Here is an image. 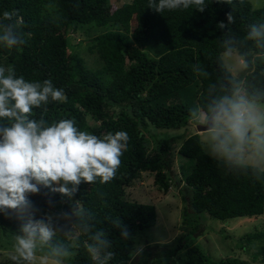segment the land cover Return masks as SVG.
Masks as SVG:
<instances>
[{"label":"trees","instance_id":"1","mask_svg":"<svg viewBox=\"0 0 264 264\" xmlns=\"http://www.w3.org/2000/svg\"><path fill=\"white\" fill-rule=\"evenodd\" d=\"M205 5L203 12L192 6L159 13L149 8V0L125 1L115 9L110 0H0V18L5 11L15 12L13 22L25 41L12 49L0 46V67L11 66L17 78L28 82L50 79L65 93L64 101L34 108L33 118L49 123L73 119L79 130L101 138L117 131L129 137L109 182H82L72 197L43 188L29 195L39 209L36 219L64 209L69 224L52 220L56 235L50 245L66 248L70 264H95L87 246L99 230L111 241L108 251L115 253L108 264H130L133 256L144 264H249L236 256L215 260L193 238L200 236L205 218L263 215L264 175L257 179L251 169H229L210 158L200 132L190 131L188 116L190 108L206 111L235 85L264 94V40L247 39L253 24L264 23V6L252 9L247 0H205ZM220 22L227 27L219 28ZM229 47L248 65L237 78L222 61ZM87 54L93 56L92 65ZM151 129L182 132L166 139ZM144 173L154 175L164 194L176 186L182 201L180 224L185 227L171 243L152 249L145 244L132 256L137 235L157 221L153 205L126 198V189ZM117 219L128 232L126 238L113 223ZM19 225L13 210L0 213L3 236L14 238ZM235 243L252 262L264 264V231ZM1 257L6 256L0 251V264H14L9 256Z\"/></svg>","mask_w":264,"mask_h":264},{"label":"clouds","instance_id":"2","mask_svg":"<svg viewBox=\"0 0 264 264\" xmlns=\"http://www.w3.org/2000/svg\"><path fill=\"white\" fill-rule=\"evenodd\" d=\"M222 2V0H218ZM194 6L203 12L205 0H149V8L188 9ZM15 12L5 11L0 18V46L12 49L25 41L18 34ZM228 23L233 22L231 13ZM224 29L227 24L217 25ZM247 39L264 40V23L253 24ZM227 43H230L227 42ZM232 49L225 50L230 56ZM241 67L247 68L241 61ZM65 93L55 88L50 79L28 82L17 78L11 66L0 67V213L13 210L20 221L9 258L14 264H64L71 253L63 246H51L56 235L52 218L36 219L39 211L29 199L41 189L72 197L82 183L97 178L107 183L115 177L120 157L127 147V132H109L102 138L79 130L73 119L49 123L43 117L33 118V109L49 101H64ZM264 94L248 93L235 85L230 94L214 99L207 110L189 109V123L203 133L201 144L208 156L223 162L229 169L248 168L259 179L264 175ZM51 203V202H49ZM125 238L128 232L119 219ZM94 243L87 251L95 264H108L115 256L108 251L111 241L103 230L91 237ZM48 251L38 255L45 247Z\"/></svg>","mask_w":264,"mask_h":264},{"label":"rangeland","instance_id":"3","mask_svg":"<svg viewBox=\"0 0 264 264\" xmlns=\"http://www.w3.org/2000/svg\"><path fill=\"white\" fill-rule=\"evenodd\" d=\"M113 4L112 9L116 6H120L122 3L129 2L131 0H110ZM252 9H259L264 6V0H247ZM80 38H76L75 43L79 41ZM74 44V43H73ZM80 51L81 49H76ZM82 52V50H81ZM82 56H84L82 52ZM86 61L92 65L93 56L87 54L85 56ZM222 61L226 69L235 77H240L244 75L245 68L241 67V61H243L236 52H232L230 56L222 55ZM191 132H195L197 127L194 123H191ZM151 131L160 138H170L175 134H180V132L172 131H161L153 130ZM200 140L203 133L200 131ZM173 159L175 170L177 171V176L179 175V167L181 160L177 155V146L174 147ZM206 152V151H205ZM126 198L132 201H137L138 203L153 205L157 212V221L153 228L149 231L143 232L142 235L138 234V243L135 245L133 250V255L138 253V248H143L147 244L151 249L155 245H165L171 243L181 232V228L185 227L180 224L182 201L180 196H178V189L175 185H172L171 189L167 194H164L160 190L158 184L154 182V175L150 173H144L141 178L134 182L132 187L126 189ZM52 220L58 221L60 224H69L66 213L63 210H53L49 213ZM201 220V232L200 236L194 239L195 245L201 249L206 255L211 256L215 260L224 259L229 256H236L241 258L249 264H257L260 262H252L248 255H244L242 251H237L235 240L238 241L243 238L246 234H251L256 231H264V214L258 217L252 218H235L228 221H219L212 218H205ZM182 232H185L184 230ZM0 251L3 256L1 258H7L12 252V246L14 244V238L10 235H4L0 231ZM138 249V250H137ZM136 250V251H135ZM48 251L46 246L38 255H42ZM64 260V264H70L68 259ZM130 264H144L142 261H137V257L133 256ZM148 264H153L151 261Z\"/></svg>","mask_w":264,"mask_h":264},{"label":"water","instance_id":"4","mask_svg":"<svg viewBox=\"0 0 264 264\" xmlns=\"http://www.w3.org/2000/svg\"><path fill=\"white\" fill-rule=\"evenodd\" d=\"M197 131L200 132V130L197 128Z\"/></svg>","mask_w":264,"mask_h":264}]
</instances>
